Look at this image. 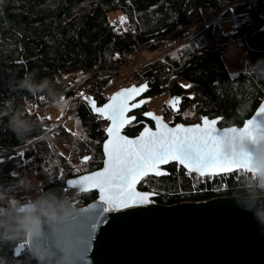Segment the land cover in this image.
<instances>
[{
    "label": "trees",
    "instance_id": "obj_1",
    "mask_svg": "<svg viewBox=\"0 0 264 264\" xmlns=\"http://www.w3.org/2000/svg\"><path fill=\"white\" fill-rule=\"evenodd\" d=\"M209 9L233 16L232 31L218 22L203 26ZM115 12L122 13L127 26L111 17ZM263 26L264 0H0V219L4 220L0 264H33L38 258H15L11 248L15 240L10 235L25 232L36 216L18 213L12 169L31 166L53 175L46 185L56 181L64 185L68 177L103 163L106 122L93 114L78 88L68 89L67 77L78 81L89 75L84 83L102 104L112 93L102 92L108 75L126 66L139 43L149 52L163 48V56L134 70L130 83L148 81L153 98L192 92L172 124L194 123L209 115L222 116L221 125H242L264 98ZM233 44H239L251 60L250 66L235 72L223 56ZM61 101L64 106L58 108ZM46 104L48 111L56 108L55 116H65L52 137L64 138L65 145L82 157L92 154L80 167L72 164L60 144L45 138L61 120L30 108ZM14 121L25 122L30 131L17 136ZM142 126L133 122L125 132L136 135ZM165 168L167 174L147 175L139 184L154 190L157 202L264 194V184L240 170L204 179L177 162ZM97 197L92 190L71 200L84 205Z\"/></svg>",
    "mask_w": 264,
    "mask_h": 264
},
{
    "label": "water",
    "instance_id": "obj_2",
    "mask_svg": "<svg viewBox=\"0 0 264 264\" xmlns=\"http://www.w3.org/2000/svg\"><path fill=\"white\" fill-rule=\"evenodd\" d=\"M133 87L143 88L144 91L129 100L130 110L126 113V119L130 122L120 129L121 136L138 139L146 128L157 131V121L146 115L148 113L160 118L170 128L180 125L203 126V118L217 120L223 153L232 162V169H204L203 176L223 175L239 169L264 173V112H260L264 107V98L242 125H221L222 116L209 115L202 116L200 121L194 123L172 124L154 110H148L144 115L153 120L154 126L145 124L138 134L128 135L123 129L136 119L135 115L129 113L152 100L151 96H144L148 90V81L121 86L102 104L89 92L83 96V100L93 114L108 121L105 128L107 136L102 144L103 164L92 171L69 177L65 186L55 185L42 191L32 203L18 206V212H37L29 225L31 230L28 227L26 233L29 249L39 255L35 264H264V194L219 195L167 204L154 200L157 195L154 190L139 188L145 176L153 174L160 177L167 174L165 166L177 162L175 160L159 166L163 174L149 172L135 183L136 192L152 194L149 204L109 211L92 231L91 226L97 215L94 205L99 204L100 192L91 186L88 190L79 191L69 187L68 183L98 174L107 167V151L110 148L108 141L112 139L107 129L112 124L106 116L94 112L91 101H86L84 97L94 99L96 107H104L118 93ZM180 100L181 96L175 95L169 99L168 105L174 112L180 111L181 108L176 106ZM134 104L139 106L133 108ZM249 119L256 122L250 127L251 134L242 131ZM89 158L90 155H87L81 160L87 162ZM91 190H96L98 197L87 204L77 205L70 199ZM20 246L24 248L23 243L17 245L16 255Z\"/></svg>",
    "mask_w": 264,
    "mask_h": 264
},
{
    "label": "snow or ice",
    "instance_id": "obj_3",
    "mask_svg": "<svg viewBox=\"0 0 264 264\" xmlns=\"http://www.w3.org/2000/svg\"><path fill=\"white\" fill-rule=\"evenodd\" d=\"M143 91V88L136 87L123 90L104 107H96L94 99L84 97L86 101H91L94 112L106 116L112 124L107 129L112 137L108 141L110 148L107 151V167L98 174L84 176L68 183L69 187L79 191L88 190L89 186L99 190V204L94 205L97 215L91 226L92 231L109 211L149 204L152 194L136 192L134 185L139 178L149 172L163 174L159 171V166L169 160H175L200 175L205 174L204 169L217 167L232 169V162L228 161L223 153L222 142L217 132V120L209 121L203 118V126L180 125L170 128L160 118L148 113L146 115L157 121V131L153 132L146 128L138 139L121 136L120 129L130 122L126 119V113L130 110L128 102ZM137 106L139 105H132L133 108ZM260 112H264V107ZM255 123L254 120H247L242 131L251 134L250 127ZM21 249L23 246L18 247L17 254Z\"/></svg>",
    "mask_w": 264,
    "mask_h": 264
},
{
    "label": "flooded vegetation",
    "instance_id": "obj_4",
    "mask_svg": "<svg viewBox=\"0 0 264 264\" xmlns=\"http://www.w3.org/2000/svg\"><path fill=\"white\" fill-rule=\"evenodd\" d=\"M149 87V86H148ZM148 91L149 90H147V93L144 95L145 97L146 96H149V94H148ZM177 96V97H179V96H181V100L178 102V103H176V106H179L181 109H180V111L182 110V108H183V106H185V104H187V101L189 100V98H191L192 96H193V93L192 92H188V91H183L182 93H176V94H169V95H167V97H168V101H169V99L172 97V96ZM152 99H154L153 97H152ZM152 101V100H151ZM151 101L150 102H147L145 105H143L142 107H140V108H137V109H135V110H132L130 113H129V115H135L136 116V119L133 121V122H141V123H143V126H142V128L145 126V124H150L151 126H154V122H153V120H151L150 118H148V117H146L145 115H144V113L146 112V111H148V110H154L152 107H150V104H151ZM55 111V110H54ZM157 114H159V115H162L163 117H164V119L166 120V121H168V122H170V123H172L174 120H175V117H176V115H177V113H179V112H174L173 110H172V108L169 106V105H167V107H166V109L165 110H163V111H160V112H158L156 109L154 110ZM35 113H38V114H40L41 116H50L49 114H51L52 116H54V117H57V118H59L58 117V115L57 116H55V113L53 112V109H52V111H48V109H46V110H35L34 111ZM202 118V117H201ZM104 120V119H103ZM105 122H106V126L108 125V121H106V120H104ZM133 122H131L130 124H128L124 129H123V131L125 132V130H127V128H128V126L129 125H131ZM176 122H181V121H176ZM63 124V122L62 121H60V122H58L57 123V125H55V127H54V129H52V131L50 132V136H48V134L47 135H45V138L46 137H49L48 138V141L50 142V143H53V142H55L56 144L58 143V139L57 138H53L52 136V133H53V131L54 130H57L58 129V127L59 126H61ZM69 124V123H68ZM106 128V127H105ZM141 128V129H142ZM126 133V132H125ZM127 134V133H126ZM107 136V135H106ZM60 140V139H59ZM59 144V143H58ZM22 154L24 155V153L22 152ZM15 154H13V155H11V157H13ZM88 155V154H87ZM87 155H84V156H87ZM89 155H90V158H89V160L92 158V154L91 153H89ZM2 158V157H1ZM18 158H16L15 159V161L17 160ZM88 160V161H89ZM103 160H104V157H103ZM24 163L26 164L27 163V161L26 160H24ZM103 164V163H102ZM102 166V165H101ZM10 176H11V178H12V181H11V183L14 185V183L16 184V186H17V189L15 190V194L13 195V196H15L16 197V199H18L19 201H20V204H19V206L20 205H22V204H26V203H32V202H34V201H31L30 200V198H29V195H28V193H21V190L23 189V187L25 186V184L28 182V181H30V180H34V181H36V179L38 180V181H40L41 183H42V185H43V190L42 191H44V190H46V189H48V188H50V187H52V186H55V185H62V184H60V183H58V181H56L55 183H53V184H51V185H46V184H48V179L49 178H53V175L51 174L50 175V173H48V172H36V170L35 169H32V167L30 166V167H24L23 169H20V168H14V169H12L11 171H10ZM31 176H32V178H31ZM34 177V178H33ZM62 177V173L59 175V178H61ZM69 178V177H68ZM67 178V179H68ZM66 179V180H67ZM66 185V183L63 185V186H65ZM92 191V190H91ZM82 193V192H81ZM80 194V193H79ZM77 196V195H76ZM73 197H75V196H73ZM73 197H71V198H73ZM70 198V199H71ZM11 203V205H12V202H10ZM18 213H35L36 215H37V212L36 211H30V212H18ZM2 221H4V220H2V219H0V231L1 230H4V228L2 229V225H3V223L4 222H2ZM26 233H27V229H26V231L25 232H22V231H17L15 234H13L12 235V237H11V235H10V237H9V239L10 240H15L14 241V243L12 244V246H11V248L13 249V253H14V255H15V258H21V257H24L25 259H27V258H29V259H35L36 258V256H38V258H37V260L39 259V255L37 254V253H35V252H33V251H31L30 249H29V247H28V245H27V242H26ZM23 243V245H24V248L21 250V252H20V254H18V255H16L15 254V248H16V246L17 245H19V244H22ZM37 260L35 261V263L37 262ZM35 263H33V264H35ZM15 264H17V263H15Z\"/></svg>",
    "mask_w": 264,
    "mask_h": 264
},
{
    "label": "rangeland",
    "instance_id": "obj_5",
    "mask_svg": "<svg viewBox=\"0 0 264 264\" xmlns=\"http://www.w3.org/2000/svg\"><path fill=\"white\" fill-rule=\"evenodd\" d=\"M111 17L113 19L118 18L123 23V25L127 26V20L123 17L121 12H115L111 15ZM218 23L225 30L232 31V29L234 28V17L231 15L221 16ZM164 50L165 49H163V48H159L157 50H153V51L149 52L145 48L144 52L142 54H140L139 60L138 61L135 60V62H137L139 64H135L134 69H136L139 65L146 64L144 62L151 61L157 57L163 56ZM223 56H224V60H225L226 64L229 66V70L232 72H235V71H238L241 69H245L248 65L249 66L251 65L250 57L244 51V49L241 48V46L239 44L230 45ZM74 82H76L74 77L71 76L70 79H68V77L66 78L67 84L69 83V85H71ZM77 84H78V88H80V85L85 84V83H78L77 82ZM130 84H132V83H130V82L126 83V85H130ZM122 85L126 86L125 84H122ZM167 105H168V97L160 96V97H155L154 99H152L150 107H152L154 110L156 109L158 112H160V111L165 110ZM53 110H54V108H53ZM55 110H56V108H55ZM69 116H71V115H69ZM59 119L61 121H63L65 119V116L64 117L62 116ZM69 127L71 129H74L73 126L69 125ZM63 139L64 138H61L60 140H58V143L60 144L61 148L63 149L64 154L68 157V159H70L72 161L73 165H75L76 167H80V163L82 162L81 161L82 156L73 153L71 148H68L65 145V142L63 141ZM31 178H32V176H31ZM42 190H43L42 183L36 179V181H34V180L28 181L25 184V186L23 187V189L21 190V193H28L30 200L34 201L42 193Z\"/></svg>",
    "mask_w": 264,
    "mask_h": 264
},
{
    "label": "built area",
    "instance_id": "obj_6",
    "mask_svg": "<svg viewBox=\"0 0 264 264\" xmlns=\"http://www.w3.org/2000/svg\"><path fill=\"white\" fill-rule=\"evenodd\" d=\"M222 12H215L212 9H209L206 11L205 13V17L203 20V26L204 25H208L210 23H216L219 21L220 17L222 16ZM145 50V45L143 43H139L137 45L136 51L134 53V56H132V58L126 63L125 67H121V68H117L112 70V74L108 75L110 77L108 84L103 88L102 92H113L115 90H117L118 88H120L121 86H123L122 84L131 82L134 78H135V73L134 70L138 69L141 65H139L136 69H134V65L135 64H139L136 61L139 60V56L140 54H142ZM144 62V63H148ZM142 64V63H141ZM143 65V64H142ZM89 75H87V77H84L76 82H74L73 84L69 85L68 89H72L74 87L78 88V83H84V79L88 78ZM77 85V86H76ZM78 92L79 97L81 99H83V96L88 94L90 92V88L86 86V84H81L80 88H78ZM47 104L44 106H40V107H31V111H35V110H46L47 109ZM70 126H72L71 124H69ZM240 171H243L245 175L251 176L254 180L264 184V173L263 172H252L246 169H239ZM238 171V170H237ZM205 179L206 176H201Z\"/></svg>",
    "mask_w": 264,
    "mask_h": 264
},
{
    "label": "clouds",
    "instance_id": "obj_7",
    "mask_svg": "<svg viewBox=\"0 0 264 264\" xmlns=\"http://www.w3.org/2000/svg\"><path fill=\"white\" fill-rule=\"evenodd\" d=\"M261 62H257V64H259ZM124 86V85H123ZM114 92V91H113ZM58 108H61L64 106L63 101L58 102L56 105ZM13 131L16 132L17 136H20L21 134H23L24 132L30 131L29 126L23 122V121H14L13 123ZM229 143H231V138H229ZM82 161V160H81ZM26 227H29V229L31 230V226L26 225Z\"/></svg>",
    "mask_w": 264,
    "mask_h": 264
}]
</instances>
